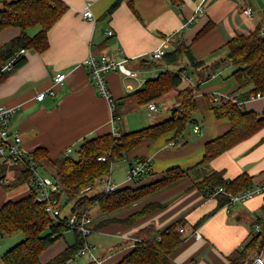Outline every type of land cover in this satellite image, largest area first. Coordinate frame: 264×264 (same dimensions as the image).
Masks as SVG:
<instances>
[{
    "label": "crops",
    "instance_id": "crops-1",
    "mask_svg": "<svg viewBox=\"0 0 264 264\" xmlns=\"http://www.w3.org/2000/svg\"><path fill=\"white\" fill-rule=\"evenodd\" d=\"M61 1L67 4L68 10L50 30L49 48L43 53L25 51V65L0 85V106L15 110L10 128L21 135L25 153L44 148L51 159L61 157L69 148L74 152L87 139L108 133L120 136L136 132L171 118L179 106L177 90L152 101L157 110H151L149 103L140 104L135 96L147 81L158 78L161 73L181 68L187 70V60L175 66L150 57V53L164 47L167 38H171L167 52L174 50L176 40L181 39L191 47L195 58L208 66L228 54L226 45L231 38L236 34L254 32L264 16V0H120L119 7L111 15L107 14L108 10L118 0ZM88 5L95 16L94 21L83 17ZM247 8L253 10V18L246 15ZM3 9L4 4L0 2V13ZM208 23L214 24L212 30L195 41ZM108 30H112L114 35L108 36ZM19 35L20 30L16 28L1 31L0 47ZM101 54L123 62L132 73L131 76L121 72L108 74L107 82L115 100L113 110L109 101L99 95L85 65L88 56ZM227 69L230 74L225 73ZM188 71L193 73L192 77ZM188 71L183 75L184 80L188 85L197 86L194 68ZM234 71V67H226L201 84L196 92L203 117L196 119L193 114L196 123L192 125L200 127L198 133L194 132V128L193 132L202 137L194 141L186 132L177 138L170 133L144 143L123 160L128 167L122 183H116L110 174L117 190L126 186L137 188L147 185L167 170H189L202 162L205 144L230 129L228 120L215 118L207 99L214 93L236 96L237 83L229 78ZM59 73L66 74L67 79L56 84L54 77ZM182 85L180 88L186 87ZM41 93H46V97L39 101L37 97ZM242 106L246 111L264 112V97L252 98ZM140 158L151 160L152 175L128 181L129 168ZM22 169V163H10L5 173L9 179L7 185L17 181ZM206 169L207 172L223 171L228 180L247 174L254 178V186L263 185L264 129L214 159ZM192 178H196L194 174ZM192 178L111 213H103L97 206L94 207L89 212L92 232L83 237L85 243L93 247V255L87 253L70 259L66 264H90L94 257L100 264H119L135 249V233L149 225L164 231L180 221V226L186 228V233L181 234L185 242L171 255L172 264H229L233 253L248 240L252 224L264 217V194L218 209L217 197L205 198L197 189H190ZM27 184L29 189L25 193L9 200L4 190L15 186L5 189L0 184V209L9 201L29 195L30 183ZM101 191L102 188L97 193ZM150 204L160 206L128 222L130 217ZM72 213L64 218H70ZM207 215H210L209 218L198 225ZM60 217L64 219L62 212ZM245 219L246 222H243ZM194 230L201 233L200 239L194 237ZM1 237L0 264L4 254L25 239L20 232ZM77 237L74 229L65 232L41 254L40 264L51 262L75 245ZM259 257L264 264V252Z\"/></svg>",
    "mask_w": 264,
    "mask_h": 264
},
{
    "label": "trees",
    "instance_id": "trees-1",
    "mask_svg": "<svg viewBox=\"0 0 264 264\" xmlns=\"http://www.w3.org/2000/svg\"><path fill=\"white\" fill-rule=\"evenodd\" d=\"M4 9L0 13V32L10 28L20 30V35L0 47V85L12 73L25 65L27 59L22 50H36L45 52L49 44V32L52 27L67 12L68 6L61 0H0ZM120 5L118 0L109 10L111 15ZM137 14V12H136ZM208 23L197 35L195 41L206 36L213 28ZM39 28L31 36L29 31ZM264 29L263 21L250 34H236L228 43V54L211 65L206 66L198 61L185 41L176 40L174 50L166 52L161 58L167 65H178L187 60V70L161 73L158 78L149 80L135 96L144 105L177 90L178 108L173 111L171 118L151 127L116 136L113 133L104 134L87 139L79 147L76 160L64 152L61 157L51 159L44 148H39L26 154V158L37 163L41 171L57 181L61 190L54 195L58 201L56 209L61 212L65 203L74 201L72 214L80 219L83 214L98 207L103 213H111L138 202L160 190L183 181L187 178L195 179L190 189H197L205 198L217 197L218 209L231 205V197L238 195L254 186V178L244 174L236 179L228 180L223 171L207 172V166L216 158L233 149L238 144L251 138L264 129V112L246 111L242 104L253 97H264ZM11 63V70L5 69ZM231 66L235 71L230 75L237 83L236 100L228 101L221 106H214L207 99L210 110L218 120L229 121L230 129L225 134L210 140L205 144V156L201 163L189 170L173 168L167 170L154 182L137 188L123 187L113 192H100L90 196L82 195L83 189L94 186L95 183L111 174L112 167L118 161L128 159V155L148 141H156L161 137L174 133V137H181L190 124H195L193 114L198 110L196 92L201 84L210 80L226 67ZM194 68L197 86L188 85L180 88L184 82V73ZM203 68V69H202ZM198 69L201 71H198ZM107 157L101 162L99 158ZM144 158L138 159L142 161ZM23 164V163H22ZM10 163L0 161V180L5 178ZM46 171V172H45ZM150 175V173H148ZM30 171L25 164L20 177L15 183L2 185L5 189L22 183H30ZM222 192H219V190ZM66 201V202H64ZM160 205L150 204L143 211L128 219L133 221L147 214ZM264 212V205L262 207ZM207 215L198 224L203 223ZM59 221L47 212V205L36 200V193L17 201H9L0 209V236H11L23 233L25 239L7 251L2 257V264H40L41 254L63 237L64 233L73 229L69 225V218ZM127 222V220H126ZM181 221L164 231L149 225L134 234L135 249L119 264H172L171 255L185 242L177 228ZM252 231L241 249L233 253L229 264H252L264 252V217L258 218L252 224ZM260 227L261 231H256ZM75 230V229H74ZM76 244L67 248L63 253L47 264H65L85 245V238L78 231ZM90 264H97L92 261Z\"/></svg>",
    "mask_w": 264,
    "mask_h": 264
},
{
    "label": "built area",
    "instance_id": "built-area-1",
    "mask_svg": "<svg viewBox=\"0 0 264 264\" xmlns=\"http://www.w3.org/2000/svg\"><path fill=\"white\" fill-rule=\"evenodd\" d=\"M199 12L202 13V9H199ZM245 13L248 17L253 18V10L251 8H247ZM83 17L86 20L94 21L95 16L91 11L89 5L86 7L85 11L83 12ZM108 36H113L114 32L112 30H108ZM261 34L264 35V29L261 30ZM171 38H167L165 40L164 47L150 53V57L153 59H161L167 52V45L170 44ZM25 51L22 50L20 54H24ZM85 65L89 70L91 79L99 93V95L105 99H107L110 103L111 109L115 108V100L112 95V92L109 88L107 82L108 74L112 72H121L126 74L127 76H131L132 73L129 69L126 68L123 62L117 61L112 58L108 54H101L97 55H90L85 60ZM5 69L11 70V63L6 66ZM67 79V75L64 73H59L54 77V82L56 84H61ZM50 94H54L53 91ZM46 97V93H41L38 95L37 99L39 101L43 100ZM260 95H257L253 98H260ZM209 101L214 106H221L228 101H235L234 97L229 95H224L221 93H214L209 95ZM151 110H157V105L153 102L148 104ZM15 113L14 109L7 108L5 106H0V161L4 162L7 161L11 164L15 163H23L27 166L30 171V189L31 191L36 193V200L39 203H45L47 205V212L50 213L56 221H59L58 217L60 216V212L56 209V205L58 201L54 198V195L61 190L60 184L55 181L49 175L44 174L41 171L39 165L29 159L26 158V153L23 148V141L21 135L16 132L12 131L10 128V121ZM199 126H194V132H199ZM117 136V135H116ZM73 152L72 148H69L66 152L67 155ZM107 157L99 158V161L104 162L106 161ZM151 171V160L144 159L142 161H138L133 164L128 172H127V180L128 181H135L143 176H146ZM9 183L8 178H3L0 180L1 185H7ZM102 188L101 192H113L117 190V186L111 180L110 175L99 179L94 186H89L82 190V195H88L90 192L95 191L97 189ZM219 192H222L220 189ZM264 194V184L253 186L251 189L244 191L238 195L231 197V205L236 203H242L249 199L254 198L257 195ZM91 217L88 212L83 214V216L79 219L77 215L72 214L69 218V225L76 231H78L83 236H87L92 232L90 228L91 224ZM256 230L259 232L261 231L260 227H257ZM177 232L184 235L186 233V228L184 226H179L177 228ZM194 237L200 239L202 237L201 233L198 230H194L193 233ZM93 247L87 243L80 249L73 257V259L83 256L87 253L92 254ZM93 255V254H92ZM94 261L97 264H100L99 261L94 257ZM255 264H263V260L261 257H257L254 261ZM66 264V263H65Z\"/></svg>",
    "mask_w": 264,
    "mask_h": 264
},
{
    "label": "rangeland",
    "instance_id": "rangeland-1",
    "mask_svg": "<svg viewBox=\"0 0 264 264\" xmlns=\"http://www.w3.org/2000/svg\"><path fill=\"white\" fill-rule=\"evenodd\" d=\"M39 31V28H36L34 30H31L30 31V34L31 35H34L36 34L37 32ZM228 72V69L225 70V73ZM188 73L190 74V76L192 77L193 73L191 71H188ZM227 74H230V73H227ZM194 81H196V77L194 75ZM189 83L186 82V80H184V83L182 85V87H185L187 86ZM234 99L236 100V97L234 96ZM262 113V112H260ZM203 117V111H202V106L199 107L198 105V110L196 113H194V118L196 119H202ZM193 128H194V125L190 124L187 128V131H186V135L189 136L190 140H196V139H200L202 137V135H198V134H194L193 132ZM200 128V127H199ZM78 149L75 150L70 156L74 159H78L79 156H78V153H77ZM127 163H125V161L121 160V161H118L114 164V166L112 167V171H111V174L113 175V179L116 181V183L120 184L122 183L124 180H125V175H126V171H127ZM44 172V170H43ZM46 172V171H45ZM47 175L49 176H52V173L48 172ZM29 189V186L27 183H23L21 185H17L15 186L14 188L10 189V190H4L6 191V194L8 196V200L9 198H14V196L16 195H20V194H23L25 193L27 190ZM98 191L95 190V191H92L90 192V196L96 194ZM10 192V193H9ZM7 202V201H6ZM66 202V201H64ZM74 201H71V202H66L64 207H63V211H62V217H66V216H69L71 214V211H72V208H73V205H74ZM243 222H246V219L245 220H242ZM89 235V234H88ZM87 235V236H88ZM87 236H83V237H87ZM3 238L0 236V241L2 240ZM7 237H6V241H7ZM6 241L4 243H6ZM89 243H91V240L89 239Z\"/></svg>",
    "mask_w": 264,
    "mask_h": 264
}]
</instances>
